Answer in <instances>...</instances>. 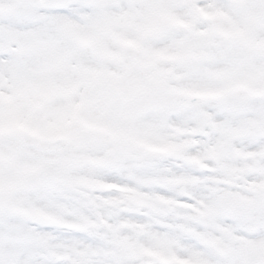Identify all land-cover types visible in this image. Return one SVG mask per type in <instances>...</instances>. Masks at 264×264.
Masks as SVG:
<instances>
[{"label":"snow or ice","instance_id":"snow-or-ice-1","mask_svg":"<svg viewBox=\"0 0 264 264\" xmlns=\"http://www.w3.org/2000/svg\"><path fill=\"white\" fill-rule=\"evenodd\" d=\"M0 264H264V0H0Z\"/></svg>","mask_w":264,"mask_h":264}]
</instances>
